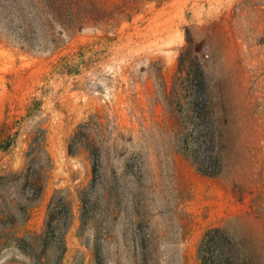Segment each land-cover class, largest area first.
<instances>
[{
  "label": "rangeland",
  "instance_id": "1",
  "mask_svg": "<svg viewBox=\"0 0 264 264\" xmlns=\"http://www.w3.org/2000/svg\"><path fill=\"white\" fill-rule=\"evenodd\" d=\"M96 1L102 20L54 53L0 32V146L19 134L0 176L26 166L36 128L51 158L14 235L41 234L63 198V264H96L98 217L80 197L101 176L121 205L103 264H132L138 228L159 264H264V0ZM12 259L30 264L0 251Z\"/></svg>",
  "mask_w": 264,
  "mask_h": 264
},
{
  "label": "trees",
  "instance_id": "2",
  "mask_svg": "<svg viewBox=\"0 0 264 264\" xmlns=\"http://www.w3.org/2000/svg\"><path fill=\"white\" fill-rule=\"evenodd\" d=\"M104 9L96 0H0V32L16 44L32 51L54 53L67 37L83 31L91 24L102 20ZM9 137L1 146L8 152L16 143V136ZM26 166L17 173L0 176V251L14 248L30 264H63L67 251L66 234L71 225L72 209L63 198L53 197L47 211L45 228L41 234L17 237L13 228L27 221L35 205L40 201L45 181L51 168V158L46 151V135L41 128L30 133V142L25 154ZM99 166L95 169L99 170ZM101 194L86 199L80 197L84 214L95 213L96 218V264L105 261L104 243L113 241L106 227L110 217L114 219L121 205L107 182L96 177L94 188ZM100 202L101 204H99ZM138 217L139 214H137ZM136 231L138 240L128 250L132 264H159L156 257L155 239L149 228ZM116 264L119 259H115ZM8 264H25L12 259Z\"/></svg>",
  "mask_w": 264,
  "mask_h": 264
}]
</instances>
